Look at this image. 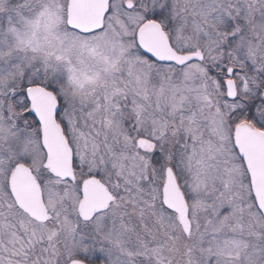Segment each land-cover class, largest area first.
I'll list each match as a JSON object with an SVG mask.
<instances>
[{
	"label": "snow or ice",
	"instance_id": "6c2138e0",
	"mask_svg": "<svg viewBox=\"0 0 264 264\" xmlns=\"http://www.w3.org/2000/svg\"><path fill=\"white\" fill-rule=\"evenodd\" d=\"M0 264H264V0H0Z\"/></svg>",
	"mask_w": 264,
	"mask_h": 264
}]
</instances>
